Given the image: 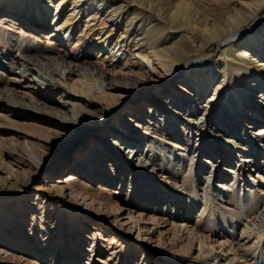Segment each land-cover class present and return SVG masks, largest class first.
<instances>
[{
	"label": "bare ground",
	"instance_id": "bare-ground-1",
	"mask_svg": "<svg viewBox=\"0 0 264 264\" xmlns=\"http://www.w3.org/2000/svg\"><path fill=\"white\" fill-rule=\"evenodd\" d=\"M263 11L264 0H0V26L13 31L6 27L8 20L22 23L20 32L14 31L20 35L14 39L19 49L8 57L12 77L0 82V100L12 113L0 115L11 121L17 115L32 120L22 121L31 131L9 150L13 163L0 167V200L9 205L21 202L20 216L34 218L33 241L25 246L16 233L17 227L24 229L21 221L4 215L0 207V264L84 263L67 255L60 261L35 232L36 213L29 212L36 203L27 200L39 191L54 199L50 206L59 216L61 210L69 212L83 204L102 218L112 214L129 227L148 232L151 239L157 238L153 249L162 252L157 255L166 264H264V208L256 217L251 215L264 200V161L255 182L239 196L237 215L221 208L215 197L223 198L213 191L203 205L196 190L191 194L187 186L179 188L166 177L159 180L162 185L146 182L160 172L168 173L158 159L169 157L170 162L178 156L179 162H192L208 154L206 187L219 176L222 180L216 187L230 199L231 191L243 188L247 167L253 170L264 159ZM64 32L75 46L88 50L102 46L110 55L95 61L73 47L66 51L67 46H60ZM45 33L56 38L57 50H26V43H17ZM214 44L220 50L212 58L206 50ZM149 79L157 84L148 97L153 103L149 115L134 108L142 98L117 114L121 97L143 92ZM23 109L29 112L22 113ZM158 116L162 118L153 122L152 117ZM104 119L115 122L103 126ZM142 124L145 134L138 135ZM91 133L115 165L107 167L105 182L118 181L120 191L124 183L116 179L118 167L129 174L125 200L103 185L90 184L96 173L95 143L94 150L82 155V162L64 177L63 166L34 176L32 170L43 166L49 144L72 137L81 142ZM220 151L240 158L241 186L232 183L236 186L232 189L226 183L235 169L221 166ZM250 189L256 195L249 196ZM210 202L216 206L209 208ZM115 263L137 264L131 255L119 256Z\"/></svg>",
	"mask_w": 264,
	"mask_h": 264
},
{
	"label": "rangeland",
	"instance_id": "rangeland-1",
	"mask_svg": "<svg viewBox=\"0 0 264 264\" xmlns=\"http://www.w3.org/2000/svg\"><path fill=\"white\" fill-rule=\"evenodd\" d=\"M165 4V3H164ZM262 16H264V11L262 13ZM20 21V20H19ZM25 22V20H22ZM6 27L9 29H15V30H5L2 26H0V82L6 83L10 78L12 77L10 71L8 70L9 63V56H12L13 54H16L18 49L14 46L16 43L14 41L18 40L19 34H17L14 31L19 30L20 32V26L22 25L21 22H13L11 20H8L6 23ZM99 26V25H98ZM118 30V29H117ZM114 30L113 34L117 35L118 31ZM48 33L42 34V36H32L25 38H22V41H18L17 43L23 44L26 43L27 48L26 50L30 49L33 51L39 50L42 51L43 49L49 50L48 48L56 49L58 47L56 43V38L54 37H48ZM62 42L60 44L61 47L67 46L65 48L66 51L68 49L71 50L73 47L74 49H77L78 53H82L87 56L90 59H93L95 61H99L98 58L100 55H102V59H105V57H108L110 55L109 52L103 49L102 46L99 47H90L88 48L83 47L81 44L77 47L75 46V41L72 39L67 33L61 34ZM246 39V37H245ZM65 43V45L63 44ZM71 45H69V44ZM104 46V45H103ZM16 49V50H15ZM55 50V51H56ZM220 46L218 44H214L210 48L206 50V55H212L214 58L219 54ZM20 51V50H19ZM74 56V55H73ZM74 58V57H73ZM210 57V60L212 59ZM95 78H98L96 75ZM151 79L146 80L145 83H147L148 87L147 89H143V92H140L138 94L134 95H123L119 102L120 105H118L120 108L116 111L117 114L122 113L124 111L125 107L131 106L135 103V101L139 98L141 99L140 104L137 103L136 107L134 108H142V110H138L142 113V115H149V109L152 106V102L148 100L149 95L154 94L157 89V84H153ZM173 81L172 79L169 80ZM157 82V81H155ZM145 87V88H146ZM172 85H170L169 88H171ZM142 89V88H141ZM118 94H121L120 92H117ZM132 94V93H131ZM141 94V95H140ZM143 95V96H142ZM92 101V100H91ZM132 101V102H131ZM0 103L2 105L0 106V114H11L12 112L9 110V105L6 101L0 100ZM102 104V103H101ZM105 104V103H104ZM158 107L160 105L157 104ZM154 106V107H157ZM124 107V108H122ZM160 109V108H157ZM22 113H28L29 111L26 109H23L21 111ZM31 112V111H30ZM115 113V114H116ZM151 114V113H150ZM3 115H0V167H5L7 163H13L14 159L11 155H9V150L12 148L14 144H16L21 139H24L25 135L29 133L31 130H29L31 127L28 125H24L22 121H32L28 120L27 118L17 115L12 116V121L10 118ZM141 115V116H142ZM125 117V120L129 119V113L125 112L123 115ZM86 118H89V115L86 116ZM154 118L152 121L156 122L159 117H152ZM157 118V119H155ZM14 122V123H13ZM114 123L115 119H104L105 125L107 123ZM22 123V124H21ZM147 123V121H146ZM145 123V124H146ZM150 126H154V124H148ZM136 128V127H135ZM132 129V128H131ZM110 130V129H109ZM134 130V129H133ZM138 135L145 134V125L142 124V126L138 129ZM75 136V135H74ZM84 138V137H83ZM62 139V138H61ZM76 137H72L69 139H62V140H56L54 142V145L48 146L46 149V156L45 161L43 162V166L41 169L34 170L35 173L34 176H39L44 174H49L50 171L55 168V166H63L65 172L61 174V177H64L67 173L70 172V168L73 167L76 169L78 166V163H81L83 158L82 155H86L87 153L92 152L94 150V143H95V157H94V167H96V173L94 178L91 180L90 184L93 186H104L108 191H111L115 197H117L119 200H125L126 199V189L129 184V174L124 173L123 169L121 167H118L119 171L117 173L116 179L119 178L124 183L122 190H117L118 181L114 180L111 182H105L109 180V173H106L107 167L110 165L111 167H115L113 164V160L106 157V151L101 141H97L94 138V135L91 133L87 136L84 140L81 142L77 140ZM76 141V142H75ZM172 142L174 140H171ZM171 143V142H170ZM93 144V145H92ZM169 149L172 148V144L165 145ZM157 148V147H156ZM159 150V149H158ZM150 156V155H149ZM222 162V167H227L231 169H235L234 174H229V181L226 183L228 185L235 183L236 186L239 185L242 182V177L238 176V173L240 172L241 168V162L239 163L238 160L240 158H236V156H232L229 154L222 153L220 151L218 155ZM178 156H175L170 162L168 161V158L166 157V161L163 159H158V162H161L163 165L162 167L167 171L168 173L161 175V172L157 174V177H153L152 179L148 178L146 182L149 184L152 183L155 185H162L163 183L159 180L164 181V178L166 177L168 183H175L179 188H182L184 186H187V189H189L191 194L196 190L201 197H199V202L204 205L205 199L207 198L210 200L209 192L213 191V195L216 196L218 194L223 198L221 200L220 198H216L215 200L217 203L222 205L221 208H230L231 212H234V215H237V213L241 212V209L239 208V196L243 195L242 193L245 192L244 187L248 185H252L255 182L256 177H258V172L260 171V164L264 161L261 160L260 163L257 166V168H253V170L248 169L247 167V173L245 174L244 178V186L243 188L239 189L237 193H234V191H231L229 194L231 195V198L228 199V196L226 197L225 190H222L221 187H216L217 182L222 179H219V176L215 179V182H210L209 188H207V184L205 183L204 176L206 175V172L209 170L211 165L209 162H206V159H210V155L205 154L202 159H196L194 161L190 160H184L182 162H179L177 160ZM81 161V162H79ZM220 164V162H218ZM181 164V165H180ZM263 167V163L261 164ZM236 166V168H235ZM109 167L108 170L111 169ZM3 173V170L0 169V173ZM49 172V173H48ZM107 174V175H106ZM121 176V177H120ZM15 176L10 175V178L13 179ZM163 177V178H162ZM158 180V181H156ZM161 183V184H160ZM230 185V188H236V186ZM226 188V187H225ZM240 188V187H239ZM248 192V189H247ZM34 194L29 197V200L27 201H33L34 204L33 208H31L30 212H35V225L37 227L36 231L38 234H40V238H44L47 242V250L52 249L51 251L53 254L56 253L57 256H59V260H63L65 256L67 255L68 259L71 261L79 260L80 263L83 264H105V261H110L109 264H116L115 262L118 261L119 256L125 255L129 256L131 255L132 260L134 259V262L137 264H166V262H163L160 260V257L157 255L158 253H162L160 251H157L156 248V242L157 238L153 237V239L150 238V235L148 232L144 230H139L137 227H129V223L123 218H116L115 216L110 214H107L106 218H102L96 213L94 210L85 209V205L78 204L77 207L74 206V209H71L69 212L66 210H61V215L59 216V212L57 209H53L50 205L52 204L51 201H54L51 197L45 196V193L42 191L39 192H33ZM252 193L256 195L255 190L250 189L249 190V196H252ZM217 195V196H218ZM121 196V197H120ZM188 196V195H187ZM226 197V198H225ZM43 198V201H41ZM239 199V200H238ZM68 201V200H67ZM134 201L136 199L134 198ZM39 202V205H38ZM26 203V201L24 202ZM67 204L66 206H71L68 202H65ZM136 204V202H134ZM41 205H46L44 208H40ZM209 208H213L214 203L210 202V204H207ZM23 204L21 202H12V205L6 204L4 200H0V207L2 208L3 214H10L12 218L15 220H20L24 229L21 230V227H17L16 233L17 236L23 240V243L26 245H30V243L33 241L32 238L33 235H30V229L32 228V223L34 222L33 217H27L26 219H23L20 214L18 213L19 209H23ZM123 207L122 205H120ZM264 208V200H259V203L253 210H251L254 217H256L260 212H262V209ZM44 210V212H43ZM126 210V209H125ZM226 210V209H225ZM43 212V214H42ZM120 211H116L114 214H118ZM126 212V211H125ZM14 213L16 214L14 216ZM197 215V214H196ZM102 216V214H101ZM58 220V221H57ZM122 220V221H121ZM33 221V222H32ZM27 222V224L24 223ZM129 224V225H128ZM26 225L27 229H26ZM100 225V226H99ZM99 227L102 228V230L99 229ZM103 232L102 236L98 234V232ZM32 232V231H31ZM27 233V234H26ZM43 236V237H42ZM46 238V239H45ZM94 239H97V242L94 243ZM32 244V243H31ZM92 244V246H90ZM24 246V247H25ZM65 246V247H64ZM23 248V247H22ZM69 248V249H68ZM109 248H113L109 250ZM23 249H21L22 252ZM93 250V252H92ZM117 254H111V251H116ZM92 252V253H91ZM80 254H82L80 256ZM92 255L93 261H91L90 256ZM66 257V258H67ZM110 257L112 259L108 260ZM62 258V259H61ZM65 258V259H66ZM130 258V257H127ZM13 261V260H11ZM64 261V260H63ZM121 260L120 262H122ZM14 264H20L18 261H16ZM24 264V263H21ZM60 264V263H59ZM62 264H67L66 261L62 262ZM122 264V263H121Z\"/></svg>",
	"mask_w": 264,
	"mask_h": 264
}]
</instances>
